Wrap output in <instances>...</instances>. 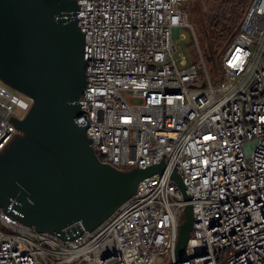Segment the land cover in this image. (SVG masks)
<instances>
[{
    "label": "built area",
    "instance_id": "obj_1",
    "mask_svg": "<svg viewBox=\"0 0 264 264\" xmlns=\"http://www.w3.org/2000/svg\"><path fill=\"white\" fill-rule=\"evenodd\" d=\"M191 1L77 0L87 135L117 170L164 159L178 171L195 217L179 264H264V0H251L216 63L202 53ZM184 28L199 62L176 57ZM32 105L0 79V153L21 133L11 116L23 120ZM186 206L174 179L156 174L96 230L67 241L0 208V264H171Z\"/></svg>",
    "mask_w": 264,
    "mask_h": 264
},
{
    "label": "water",
    "instance_id": "obj_2",
    "mask_svg": "<svg viewBox=\"0 0 264 264\" xmlns=\"http://www.w3.org/2000/svg\"><path fill=\"white\" fill-rule=\"evenodd\" d=\"M79 7L77 0H0V79L33 99L23 120H9L21 133L0 153V208L40 233L75 240L137 194L143 179L165 174L187 204L171 264L184 262L195 217L178 171L164 159L120 171L91 147L79 102L87 85Z\"/></svg>",
    "mask_w": 264,
    "mask_h": 264
},
{
    "label": "trees",
    "instance_id": "obj_3",
    "mask_svg": "<svg viewBox=\"0 0 264 264\" xmlns=\"http://www.w3.org/2000/svg\"><path fill=\"white\" fill-rule=\"evenodd\" d=\"M201 1L192 0L189 13L190 20L197 28L199 35L207 37L210 43L211 48H204L206 58L209 59L213 54H220V49L224 44H226L224 47H228L235 39L251 0H214L213 5L217 7L219 14H214L209 7L206 11ZM223 10L228 16L222 15Z\"/></svg>",
    "mask_w": 264,
    "mask_h": 264
},
{
    "label": "rangeland",
    "instance_id": "obj_4",
    "mask_svg": "<svg viewBox=\"0 0 264 264\" xmlns=\"http://www.w3.org/2000/svg\"><path fill=\"white\" fill-rule=\"evenodd\" d=\"M201 3H202V5H204V8H205L206 11H208V7H209V10L211 11V9H212V12L214 14H219L218 11H217V7L215 5H213L215 3L214 0H202ZM191 5H190V8H192ZM224 11L225 10H223L222 11L223 14L222 13L221 14L223 16H228L226 14V12H224ZM195 29H196L195 31H196V34H197V38H198L202 53L205 55L204 48L205 47L211 48L210 47V43L208 42L207 37H205V36L203 37V36L199 35V33L197 31V28H195ZM176 41H177V46H178V50L176 52V57L177 58H178V56H181L182 54H184V55L187 56V58H188L190 63L199 62L200 55L198 53V48H197V45H196V42H195V37H194L193 31L191 29L184 28V29L181 30V32H177L176 33ZM225 45L226 44H224V46ZM224 46L221 47L220 54L211 55V59H212L213 63H216L219 60V58H221V56L224 54V51L227 49V47H224ZM221 52H223V53H221ZM22 113L23 112H21L19 109L15 110V114L21 115ZM169 263L170 262H168L167 264H169ZM114 264H116V263H114Z\"/></svg>",
    "mask_w": 264,
    "mask_h": 264
}]
</instances>
